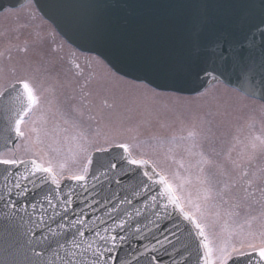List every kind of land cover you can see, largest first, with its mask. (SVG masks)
<instances>
[{"label":"water","instance_id":"95a60500","mask_svg":"<svg viewBox=\"0 0 264 264\" xmlns=\"http://www.w3.org/2000/svg\"><path fill=\"white\" fill-rule=\"evenodd\" d=\"M25 1L0 0V11L7 7L16 8ZM32 1L41 15L70 44L99 56L126 78L147 85V81L152 80L154 83L149 86L159 91L193 95L217 81L238 90L235 77L231 74V58L244 54L242 46L249 48L254 45L257 57L264 50V37L260 34L264 31L261 0ZM201 21L202 27L194 34L193 24ZM225 58H228V64L224 63ZM166 68H177L186 78H194L199 73V79L204 83L198 91L156 87L158 84L174 85L177 82L175 73L162 71ZM221 72L224 74L221 75ZM246 96L264 102L259 94ZM8 115L0 106V150H4L9 137L15 142ZM12 146L13 143L9 142V147ZM120 154L121 150L113 147L108 152L92 155L94 160L117 162ZM3 168L0 165V264H34L41 258L50 259L48 253L43 257L33 254V251L41 252L46 244L43 237L48 236L47 227L36 222L38 215L31 208V203L39 199L43 192L30 191L25 196H18L19 189L12 188L9 196L4 185L7 183L11 188L15 179L10 177L11 183L5 181ZM19 171L23 172V166ZM126 173L127 167H118L109 171L106 177H101L100 181H94L92 175L97 174L94 163L86 188L74 181L62 182L61 199L70 188L74 189L69 217L75 219V215L83 211L90 224H99L102 219L111 225L113 220L105 213L118 205V212L114 211L111 215L127 219L130 228L120 233L128 238L121 249L112 253L114 257L123 259L127 253L138 249L141 264H196L197 249L195 242L187 236L188 228L181 225V230L177 231L171 227V220L163 217L157 220L153 212L159 209L145 208L144 196H133L135 177ZM22 185L32 189V184L27 181H22ZM52 188L54 186L50 184L45 185L43 191ZM125 197L132 203H119ZM134 209H139L141 215L136 216ZM125 210L132 213L130 218L124 216ZM45 222L56 228L47 216ZM137 227L139 232H136ZM172 231H177L179 241L171 235ZM165 236L168 240H164ZM158 240L163 243H157ZM152 257H155L154 261ZM128 258L134 264V258Z\"/></svg>","mask_w":264,"mask_h":264},{"label":"snow or ice","instance_id":"6c2138e0","mask_svg":"<svg viewBox=\"0 0 264 264\" xmlns=\"http://www.w3.org/2000/svg\"><path fill=\"white\" fill-rule=\"evenodd\" d=\"M260 6L264 8V0H261ZM202 23L201 21L193 24L194 34L202 27ZM260 34L264 37V31ZM241 52L244 54L232 57L230 64L231 74L235 77L237 88L246 95L259 94L260 98L264 99V50L258 57L254 54V45L249 48L242 46ZM224 63H229L228 58L224 59ZM75 67L79 69L80 66L77 64ZM162 71L175 73L177 82L174 85L158 84L156 87L170 86L177 91L185 88L198 91L199 86L204 83L199 79V73H196L194 78H186L177 68H166ZM202 71L206 72L207 69ZM223 74L221 72V75ZM213 79L215 80L216 77ZM147 83L150 85L154 82L148 80ZM86 86V84L83 85L82 90ZM89 94L83 93L84 96ZM42 103L43 98L40 90L28 78L22 77L15 81L10 88L0 89V106L9 114L10 131L15 134L17 140L26 139L30 144L37 146L28 159L15 155L14 149L9 147V142L15 143L11 137H9V141H6L4 150L13 152V154L5 155L2 154L4 150H0V165L4 166L2 173L4 180L11 183L10 177L15 179L11 188L7 183L4 185L9 196L12 193V188L19 189L18 196H25L30 191L43 192L39 199L31 203V208L38 215L36 222L45 224L47 227L48 236L43 237L46 244L41 252L33 251V254L43 257L45 253H48L50 259L41 258L34 264H133V261L128 258L129 256L134 258V264H141L137 256L138 249L127 253L123 259L112 255L113 252L123 247L128 238L120 233L127 232L130 228L127 219L111 215L114 211L118 212V205L105 213L109 219L113 220L111 225H107V221L102 219L99 224H90L83 211L79 215H75V219L69 217V205L73 203L74 189L70 188L69 193L64 195L63 199L60 198L62 181H74L83 188L87 187L90 169L94 163L97 170V174L92 175L94 181H100L101 177H106L109 171H114L118 167L121 169L127 167L128 173L135 177L133 196L143 195L145 208L159 209L153 212L157 220L161 217L171 220V227L177 231L181 230V225L188 228L187 236L195 242L197 249L196 264H264V168L251 170L247 165H235L240 169L238 177L222 182L221 187L217 190L205 173L204 167H200V175L196 176V181L201 187L197 189V195L193 197L192 193L185 189V185L192 182L191 176H182L179 171V169H185L184 159H177L172 148L163 149L165 143L174 144L176 137L173 136L168 140L162 137L141 140L138 138L139 126L135 130L129 129V131H137L136 136L115 143V147L121 150L117 162L94 160L92 153L88 152L83 144H80L78 146L85 153L84 161L74 169L69 168L65 162L57 161L43 147H39L44 144L42 136L51 135L53 139L58 140L61 131L68 132L67 128H57L49 132L46 128L37 127L38 121L30 119V117L41 109ZM103 103L105 107H112L107 100ZM72 112L83 116L81 109L75 105L72 107ZM62 115H64V123L71 124L74 131L72 136H65L63 139L86 143L87 135L80 129L76 119L70 114ZM210 115V112L205 113L200 118L201 121L210 124L207 119ZM32 134H34V138ZM196 135L198 133L195 128L190 129L187 133L188 138H194ZM254 140L259 143L251 144L253 155L248 157L249 164L251 160L255 159L254 152L257 148L264 150V137L256 136ZM107 143L111 147L113 142L107 141ZM69 150L71 151V149ZM109 150L105 147H95L94 149L98 153ZM51 151L58 152V149L52 148ZM188 151L189 155H196V153ZM198 155L201 156V160L197 161L198 164L210 165L212 163L211 160L204 158L202 152ZM233 163L235 164V162ZM173 165L176 166L175 169ZM20 166H23V172L19 171ZM13 169L16 171L13 172ZM66 172L67 175H65ZM22 181L32 184V189L22 185ZM49 184L54 188L46 192L43 191L44 186ZM93 187L95 188V185ZM237 188L242 194L231 197L236 201L231 207L243 206L247 210V215L241 221L233 220L231 226L227 221L221 224L222 213L220 211H216L214 214L210 213L209 202L219 198L222 204H228L229 200L226 194ZM119 203L131 204L132 201L125 197ZM134 212L136 216L141 215L139 209H134ZM131 215L132 213L127 210L124 211L125 217L130 218ZM213 215L214 219L210 220V216ZM224 215L235 217L239 216V212L228 210L224 212ZM46 216L48 221L56 225L55 229L50 224H46ZM101 225L106 226L101 227ZM217 225L220 228L219 232L216 231ZM139 231L140 228L137 227L136 232ZM177 231H172L171 235L179 241L180 236L177 235ZM164 240H168V237L165 236ZM157 243H163V241L158 240ZM152 260L154 261L155 257H152Z\"/></svg>","mask_w":264,"mask_h":264},{"label":"rangeland","instance_id":"374dc122","mask_svg":"<svg viewBox=\"0 0 264 264\" xmlns=\"http://www.w3.org/2000/svg\"><path fill=\"white\" fill-rule=\"evenodd\" d=\"M36 27L46 31L43 35L28 36L27 30L33 31ZM69 47L49 24L42 21L31 1L27 0L16 10L0 13V89L23 77L30 79L40 90L43 102H46V111L44 117L35 119L38 121L37 127L46 128L49 132L57 128L68 129V132H60L58 140L51 135L42 136L44 144L39 147H43L57 161L65 162L74 169L84 161L85 156L78 145L83 144L88 152H93L95 147L110 149L115 147V143L136 136L137 131L129 129L135 130L139 126L138 138L141 140L176 137L174 144L165 143L163 149L172 148L177 159H184L185 169L188 170L179 171L182 176H191L192 182L186 184L185 189L193 197L201 187L196 181L200 167H204L205 173L213 178L210 181L217 190L221 185L218 180L214 182V175L215 179L220 178L223 182L236 178L240 169L235 165H247L251 170L264 168V150L260 148L254 152L255 159L248 163V157L253 155L251 144H258L254 138L261 137L258 127L261 123L264 125V103L220 82L210 83L195 95L158 92L143 83L122 79L98 59ZM43 48L46 49L41 51ZM45 50L48 51L47 55H43L46 54ZM77 64L79 69L75 67ZM56 65L61 69L56 70ZM55 72H60L59 76ZM85 84L87 86L82 90ZM83 93L90 94L84 96ZM105 100L112 107H105ZM73 105L81 109L83 116L72 112ZM209 112L211 115L207 119L210 124H205L200 118ZM62 114H70L76 119L80 129L87 135L86 143L63 139L72 136L74 131L71 124L64 123ZM34 115L38 116V113H34L30 119H34ZM45 118L49 122L45 123ZM193 128L198 135L188 138L187 133ZM107 141L113 142L111 147ZM35 147L28 140L20 139L13 149L16 156L28 159ZM52 148L58 149V152L51 151ZM188 150L196 155H189ZM201 152L205 159L212 161L210 165L197 163L201 160L198 155ZM2 154L12 155L13 152L5 150ZM240 194L238 188L227 193L228 204H222L219 198L210 201V213L220 211V223L227 221L230 226L233 220H243L247 210L243 206L231 207L236 203L231 197ZM228 210L238 211L239 216H225L224 212ZM211 219H214V215L210 216ZM219 230L217 225L216 231Z\"/></svg>","mask_w":264,"mask_h":264},{"label":"flooded vegetation","instance_id":"af4514ba","mask_svg":"<svg viewBox=\"0 0 264 264\" xmlns=\"http://www.w3.org/2000/svg\"><path fill=\"white\" fill-rule=\"evenodd\" d=\"M9 10H16V9H5V10H3V11H1L0 13H2V12H5V11H9ZM41 17V16H40ZM42 19V18H41ZM42 21L43 22H45L46 24H48L45 20H43L42 19ZM24 26H26V25H24ZM50 26V25H49ZM50 28L52 29V27L50 26ZM46 31V30H45ZM44 30H43V28H38V27H36L33 31H28L27 30V35L28 36H33V37H35V36H39L40 34H42L43 35V33L45 32ZM56 34V33H55ZM57 35V34H56ZM58 36V35H57ZM60 38V37H59ZM60 40L65 44V45H68V46H70L69 44H67L65 41H63L61 38H60ZM67 47V46H66ZM69 48H72V49H74L72 46H70ZM44 49H46V48H43L41 51H43ZM76 52H78V53H81V54H85V53H82V52H79V51H77L76 49H74ZM46 54H44L43 53V55H47V52L48 51H44ZM85 55H89V54H85ZM90 56H92V55H90ZM94 58H96V57H94ZM51 59V58H50ZM49 59V60H50ZM96 59H98V58H96ZM44 60H47V58H44ZM99 60V59H98ZM106 68H107V66L101 61V60H99ZM56 64H58V65H60L58 62H55ZM56 70H60L61 69V67H59V66H57L56 65V68H55ZM107 69H109V68H107ZM58 76H59V74H60V72H55ZM13 84V83H12ZM12 84H10L9 86H7L6 88H10L11 87V85ZM5 88V89H6ZM44 104L46 105V102H43L42 103V106H41V109L40 110H38L37 112H35L36 114L38 113V116H35L34 117V119H39L40 117H44L45 116V111H46V108H45V106H44ZM44 106V107H43ZM33 115V114H32ZM33 119V118H32ZM44 121H45V123H47V122H49V119H44ZM20 140V139H19ZM19 140H17V142L19 141ZM17 142H16V144H17ZM249 154V153H248ZM208 177H209V179L210 180H213V178H211L210 177V175L208 174ZM215 177H216V175H214V182H216V180H218V183H219V185H222V182H223V180H221L220 178H218V179H215Z\"/></svg>","mask_w":264,"mask_h":264},{"label":"bare ground","instance_id":"6f19581e","mask_svg":"<svg viewBox=\"0 0 264 264\" xmlns=\"http://www.w3.org/2000/svg\"><path fill=\"white\" fill-rule=\"evenodd\" d=\"M121 78L127 80V78H123V77H121ZM209 79H210V78H209ZM233 90H235V91H237L238 93L244 95L243 93L239 92L238 90H236V89H234V88H233ZM258 128H259V131H260V134H261V137H262V134H263V132H264V125H263V123H261L260 126H259ZM257 142H258V141H257Z\"/></svg>","mask_w":264,"mask_h":264}]
</instances>
